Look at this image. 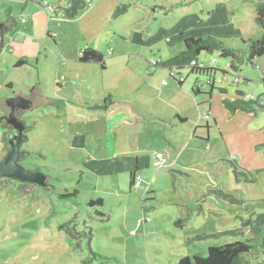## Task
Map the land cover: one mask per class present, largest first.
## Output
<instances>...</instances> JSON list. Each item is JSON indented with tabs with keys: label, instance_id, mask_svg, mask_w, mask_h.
Here are the masks:
<instances>
[{
	"label": "rangeland",
	"instance_id": "1",
	"mask_svg": "<svg viewBox=\"0 0 264 264\" xmlns=\"http://www.w3.org/2000/svg\"><path fill=\"white\" fill-rule=\"evenodd\" d=\"M46 1L57 14L32 0H0V23L12 25L9 49L0 51V162L4 134L16 133L2 121L7 101L21 96L32 106L21 109L29 140L20 164L53 185L0 178V264H177L252 239L245 223L264 214V110L231 115L219 94L211 98L206 83L221 71L171 74L155 62L181 52L185 38L217 37L241 53L222 85L258 97L264 55L247 59L250 40L261 35L253 0H83L72 18L67 0ZM86 47L103 53L105 68L79 60ZM199 61L230 63L218 52ZM236 76L240 83L231 84ZM104 103L115 113L95 108ZM158 152L167 163L157 168ZM137 165L139 187L130 185ZM203 235L217 236L187 243ZM255 243L250 264H264L262 239Z\"/></svg>",
	"mask_w": 264,
	"mask_h": 264
},
{
	"label": "trees",
	"instance_id": "2",
	"mask_svg": "<svg viewBox=\"0 0 264 264\" xmlns=\"http://www.w3.org/2000/svg\"><path fill=\"white\" fill-rule=\"evenodd\" d=\"M37 3H42L45 0H32ZM253 4L255 7V22L259 25L261 29V35L253 40H250L248 44V51H247V59L249 62H252L255 60V58L260 57L264 55V0H253ZM86 6V2L83 0H67V6L65 7V11L68 17L72 18L74 17L79 10L84 8ZM128 5H123L121 7H118L115 10L114 16H118L121 13L126 12ZM57 14V11H56ZM16 24V23H15ZM12 25H8L5 23V26L3 28V34L5 35L6 32L11 30ZM49 33V32H48ZM185 47L184 49L173 55L172 57H169L167 59H161L159 61L155 62V66L158 67H164L168 68L172 72L175 70L179 74V70L182 68L188 67L192 72H196L199 74H212L215 71H221L224 75L226 76L229 73L228 69L231 70H238V61L241 58V53L238 49H235L233 47H230L226 44L225 41L214 37V36H206V37H195L191 36L188 38H185L184 40ZM10 45H6V47L9 49ZM5 47V42L0 45V51L1 49ZM202 52H209V53H214L218 52L221 57L228 58L230 60V63L227 68L225 69H219L215 68L213 66L201 68L198 64L203 63L199 61V55ZM79 60L81 62H97L101 63L103 68H105V60H104V55L103 53L93 47H86L81 50ZM27 61L25 59H21L18 62V65H23L26 64ZM240 78V77H239ZM242 79L247 81V78L242 77ZM241 80V79H240ZM249 81V80H248ZM184 81H180L178 79L179 85H182ZM239 82H235L234 80L231 82V84H239ZM209 85V84H208ZM211 86L210 89V94L212 95L215 91V89H218L220 94H222L221 97V103L223 107L228 111L229 114L234 115L237 112H244L247 114H253L256 113L258 110H264V93L259 95L258 97H255V99H245L246 92L239 88V87H232L230 89L229 87H226L225 85L222 87H217L214 85H209ZM192 91L197 94L201 92V87L199 85H196L195 87L192 88ZM233 91L234 96L231 97L229 95V92ZM210 95V97H211ZM108 99H105V102ZM115 106V104H109V103H104V105H96L95 108H102L106 111H112L111 109ZM207 113H210V111H207ZM136 120L137 121H143L145 120V115L143 114H138L136 113ZM210 115V114H209ZM181 122L186 121V117H179ZM22 122V125L20 129H16L14 126H12L10 123L7 122L6 118H3V124L5 127L10 128V129H15L16 133L9 136L8 134H4L3 140L8 146L9 144L12 146L16 141L19 140L21 147L28 142L29 137H28V130L29 126L26 125V121L19 119ZM214 122L216 123V119H213ZM208 121V120H207ZM199 127V125L197 126ZM207 128H209V122L207 124ZM25 152V151H24ZM27 155V152H25ZM23 159V157H22ZM154 159V157H153ZM167 161L163 166H165ZM235 164V160L233 161ZM235 166H237L235 164ZM162 167V166H161ZM236 170L234 173L236 175H239V173H242L241 171H238V168L235 167ZM137 175H141L137 169L131 172L130 176V185L135 186V178ZM47 178V177H46ZM5 181H19L17 179H12V178H3ZM22 186L24 185H32V186H37V187H42L45 190H50L53 188V185H50L47 180L43 185H38L34 183H26V182H21ZM145 191H149V188ZM77 191H74V195H77ZM148 193V192H147ZM94 202V201H93ZM99 203H103V200L99 198L98 200ZM184 221H179L176 222L178 225L182 226L181 223ZM247 224L253 234L252 239H247L243 241H236L232 243H227L222 246H212L208 248L207 254H202V253H196L194 255H185L182 256L177 264H250L251 259L250 257L255 254L256 251V243L253 244V242H256V240L262 239V242L264 244V237L262 234V224H264V214H261L260 217H258L255 220H250L249 222L245 223ZM242 230H234L231 233H239ZM217 235H203V236H197L194 238H188L187 243H191L194 241H199V240H204L205 238H210V237H216ZM258 242V241H257ZM257 253V252H256ZM258 254V253H257Z\"/></svg>",
	"mask_w": 264,
	"mask_h": 264
},
{
	"label": "water",
	"instance_id": "3",
	"mask_svg": "<svg viewBox=\"0 0 264 264\" xmlns=\"http://www.w3.org/2000/svg\"><path fill=\"white\" fill-rule=\"evenodd\" d=\"M4 26L5 23H0V45L4 43ZM7 104L11 108V113L7 117V122L16 129H20L22 122L17 118L15 112L20 109L30 108L32 106L31 101L17 96L10 98ZM21 148L19 140L12 146H9V152L3 161L0 162V178H12L20 180L21 182L43 185L47 179L44 173L40 171H30L20 164V160L25 156V152Z\"/></svg>",
	"mask_w": 264,
	"mask_h": 264
},
{
	"label": "built area",
	"instance_id": "4",
	"mask_svg": "<svg viewBox=\"0 0 264 264\" xmlns=\"http://www.w3.org/2000/svg\"><path fill=\"white\" fill-rule=\"evenodd\" d=\"M42 7L44 8V10L46 12H52V13H56V11L58 9V5L57 4L52 3V2H47L46 0L44 2H42ZM62 15H65V13H62ZM213 63H214V61H213ZM198 65L201 68L209 67V66H206L204 63H199ZM179 80L180 81H184V77L180 76ZM226 80L227 79L225 78V76H223L222 78H218V77L215 76V78H213V79H208L206 84L207 85L211 84V85H214V86H222L223 87L222 83L224 81H226ZM233 80L235 82H239L240 78L238 76H236V77H234ZM245 99H248V100L255 99V96L253 94H246L245 95ZM209 114L210 113H206V115L203 116V117L209 118L210 117ZM153 161H154V166L157 167V168L163 166L165 164V162H166V160L164 158V155L161 152H158L157 154H155V157H154ZM141 185H142V176L141 175H137L136 178H135V186L139 187ZM147 189H148V187L146 188V190ZM145 219L147 220L148 218H145Z\"/></svg>",
	"mask_w": 264,
	"mask_h": 264
},
{
	"label": "crops",
	"instance_id": "5",
	"mask_svg": "<svg viewBox=\"0 0 264 264\" xmlns=\"http://www.w3.org/2000/svg\"><path fill=\"white\" fill-rule=\"evenodd\" d=\"M171 72V71H170ZM197 83V82H196ZM195 84V83H194ZM217 94H219V98L221 99V97H222V94H220V93H213L212 95H211V98L213 97V96H215V95H217ZM210 107H211V105H210ZM211 109H212V107H211ZM111 113H115V112H111ZM136 113H134V115H135ZM211 115V114H210ZM121 121H123L124 123H127V121H125V119H122ZM138 162H139V159H138ZM135 169H137V170H139V167H138V165H137V167L135 168Z\"/></svg>",
	"mask_w": 264,
	"mask_h": 264
},
{
	"label": "flooded vegetation",
	"instance_id": "6",
	"mask_svg": "<svg viewBox=\"0 0 264 264\" xmlns=\"http://www.w3.org/2000/svg\"><path fill=\"white\" fill-rule=\"evenodd\" d=\"M6 47V46H5ZM9 107V106H8ZM21 112H22V110L20 109V110H17L16 112H15V114H16V116H17V118L18 119H21L20 117V115H21ZM11 113V108L9 107V113H8V115ZM9 146H11L10 144L8 145V151H7V153L9 152ZM7 155V154H6ZM5 155V156H6ZM5 158V157H4Z\"/></svg>",
	"mask_w": 264,
	"mask_h": 264
}]
</instances>
